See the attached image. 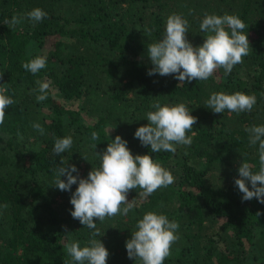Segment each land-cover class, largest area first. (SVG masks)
Segmentation results:
<instances>
[{
  "label": "trees",
  "instance_id": "trees-1",
  "mask_svg": "<svg viewBox=\"0 0 264 264\" xmlns=\"http://www.w3.org/2000/svg\"><path fill=\"white\" fill-rule=\"evenodd\" d=\"M37 7L47 13L42 21L6 23ZM205 12L236 14L248 26L251 50L243 62L228 75L217 68L205 81L179 84L174 75H148L147 47L162 38L167 17L182 14L187 39L198 46ZM37 55L47 56L46 67L32 74L22 65ZM37 80L50 84L44 101L36 99ZM0 87L15 101L0 124V264H78L65 245L86 246L94 230L71 216L78 184L59 190L54 170L63 160L86 178L100 166L96 152L116 135L133 155H151L174 182L147 198L130 190L127 198L137 206L126 216L94 218L96 238L109 252L106 264H135L125 242L149 211L180 225L164 264H264V204L243 201L234 183L242 161L259 169V144L250 145L245 129L264 125V0H0ZM221 91L254 93L257 102L251 111L215 113L205 101ZM157 101L185 103L197 118L187 133H195L191 145L153 153L134 137ZM69 135L71 148L55 155V139Z\"/></svg>",
  "mask_w": 264,
  "mask_h": 264
},
{
  "label": "clouds",
  "instance_id": "clouds-1",
  "mask_svg": "<svg viewBox=\"0 0 264 264\" xmlns=\"http://www.w3.org/2000/svg\"><path fill=\"white\" fill-rule=\"evenodd\" d=\"M46 16L47 13L37 7L22 17L13 15L6 23L14 27L21 23L22 19L39 22ZM246 27L248 26L236 14L225 13L221 16L205 12L200 23V30L205 33V39L201 45L193 46L187 39L188 20L182 14L172 13L167 17L162 38L147 47V55L153 65L148 75H174L179 84L192 80L205 81L217 68H223L224 74L228 75L235 65L243 62L242 58L251 50L247 32L243 31ZM145 32L150 37L151 30L145 29ZM46 63V55H37L22 67L32 74H37L46 67ZM36 83L40 93L36 99L44 101L50 84L41 80ZM7 91V88L0 87V124L4 122L5 109L15 103L6 95ZM256 102L254 93L249 95L237 91L227 94L221 91L211 93L205 105L215 113H224L227 110L239 114L251 111ZM150 107L154 111L146 113L148 123L139 126L134 133V137L138 138L142 145L150 146L153 153H175V145H191L195 133H187L193 129L197 118L191 115L185 103L161 105L157 101ZM32 127L41 134L44 133L39 123H33ZM245 131L249 134L250 145L259 144V169L253 171L250 163L242 161L238 168L239 176L235 178L234 183L243 194V201L256 198L264 204V125H252ZM91 139L98 141V133L93 131ZM72 144L70 135L56 138L53 152L59 156L70 149ZM92 146L95 149L96 144ZM96 154L100 157V166L92 167L86 178L79 175L76 165H65L63 160L60 163L64 166L54 170V185L59 190L71 191V186L78 184L70 197V203L73 205L71 216L94 230L86 246L81 247L78 241L65 245L67 254L78 264H106L109 256L103 242L96 238L101 236V233L94 218L103 222L106 217H115L117 214L126 216L137 206L135 199L127 198L130 190L139 188V196L147 198L157 189L174 182L172 173L154 161L148 153L133 155L127 141L120 135H116L107 144L103 153ZM62 176H65L66 180L61 179ZM259 214L258 212L257 215ZM179 228V223L169 220L165 214L153 211L145 213L142 219L137 221L131 238L125 242L128 258H139L142 264H164L165 258L170 255L171 246L180 239Z\"/></svg>",
  "mask_w": 264,
  "mask_h": 264
},
{
  "label": "rangeland",
  "instance_id": "rangeland-1",
  "mask_svg": "<svg viewBox=\"0 0 264 264\" xmlns=\"http://www.w3.org/2000/svg\"><path fill=\"white\" fill-rule=\"evenodd\" d=\"M134 263L135 264H142V261L139 258H137V259H134Z\"/></svg>",
  "mask_w": 264,
  "mask_h": 264
}]
</instances>
